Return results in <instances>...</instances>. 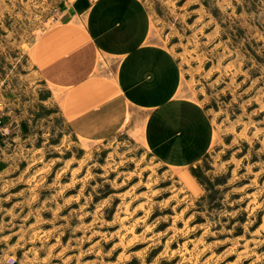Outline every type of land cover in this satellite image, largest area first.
<instances>
[{
	"label": "rangeland",
	"instance_id": "374dc122",
	"mask_svg": "<svg viewBox=\"0 0 264 264\" xmlns=\"http://www.w3.org/2000/svg\"><path fill=\"white\" fill-rule=\"evenodd\" d=\"M148 1L153 40L183 72L172 99L208 124L189 163L178 145L155 154L136 110L104 140L73 134L30 59L65 0H0V252L13 264H264V0ZM175 116L162 130L182 127Z\"/></svg>",
	"mask_w": 264,
	"mask_h": 264
},
{
	"label": "crops",
	"instance_id": "0c3cea01",
	"mask_svg": "<svg viewBox=\"0 0 264 264\" xmlns=\"http://www.w3.org/2000/svg\"><path fill=\"white\" fill-rule=\"evenodd\" d=\"M58 10L36 38L30 59L71 132L104 140L133 122L136 110L155 154L162 155L164 143L167 153H176L178 145L186 163L201 157L205 139L210 141L208 124L196 105L172 99L183 72L171 51L153 40L149 1L65 0ZM175 113L182 127L162 130L164 116L176 119ZM10 259L0 252V264Z\"/></svg>",
	"mask_w": 264,
	"mask_h": 264
},
{
	"label": "built area",
	"instance_id": "2783aa9c",
	"mask_svg": "<svg viewBox=\"0 0 264 264\" xmlns=\"http://www.w3.org/2000/svg\"><path fill=\"white\" fill-rule=\"evenodd\" d=\"M13 263H15V260H14V259H10V260L7 262V264H13Z\"/></svg>",
	"mask_w": 264,
	"mask_h": 264
}]
</instances>
